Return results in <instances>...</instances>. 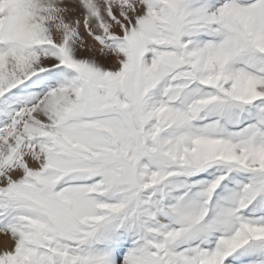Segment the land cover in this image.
Instances as JSON below:
<instances>
[{"label":"snow or ice","instance_id":"obj_1","mask_svg":"<svg viewBox=\"0 0 264 264\" xmlns=\"http://www.w3.org/2000/svg\"><path fill=\"white\" fill-rule=\"evenodd\" d=\"M0 264H264V0H0Z\"/></svg>","mask_w":264,"mask_h":264},{"label":"rangeland","instance_id":"obj_2","mask_svg":"<svg viewBox=\"0 0 264 264\" xmlns=\"http://www.w3.org/2000/svg\"><path fill=\"white\" fill-rule=\"evenodd\" d=\"M2 239H3V238H2V237H0V241H2Z\"/></svg>","mask_w":264,"mask_h":264}]
</instances>
